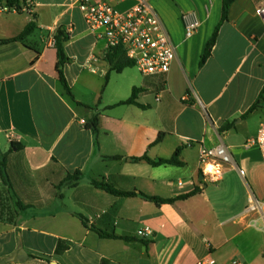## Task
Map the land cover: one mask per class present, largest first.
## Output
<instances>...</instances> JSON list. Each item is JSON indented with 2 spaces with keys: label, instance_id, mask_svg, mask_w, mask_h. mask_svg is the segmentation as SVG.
Returning <instances> with one entry per match:
<instances>
[{
  "label": "crops",
  "instance_id": "crops-1",
  "mask_svg": "<svg viewBox=\"0 0 264 264\" xmlns=\"http://www.w3.org/2000/svg\"><path fill=\"white\" fill-rule=\"evenodd\" d=\"M105 1L120 10L136 2ZM145 1L175 46L163 75L110 71L104 40L70 0H28L29 12L0 4V40L18 36L31 20L36 25L23 42L0 44V153L12 142L23 145L6 162L11 189L0 178V264H196L207 256L216 264L237 256L264 264V231L245 213L250 193L264 198V166L248 144L264 123V95L256 104L264 91V22L255 13L264 0H233L202 67L222 0ZM183 15L199 22L189 39ZM58 30L68 36L63 73L74 101L56 73L50 39ZM140 87L135 102L143 107L117 105ZM95 113L97 146L85 128ZM218 144L243 177L233 166L217 182L201 175L199 146ZM177 149L180 166L141 160L170 159ZM76 170L78 185H62ZM93 181L138 195L115 197ZM143 196L174 202L156 205ZM16 201L27 207L17 209ZM78 216L126 239H102ZM145 228L150 234L138 235ZM58 241L68 246L61 255Z\"/></svg>",
  "mask_w": 264,
  "mask_h": 264
},
{
  "label": "built area",
  "instance_id": "built-area-1",
  "mask_svg": "<svg viewBox=\"0 0 264 264\" xmlns=\"http://www.w3.org/2000/svg\"><path fill=\"white\" fill-rule=\"evenodd\" d=\"M70 3L78 8L88 30L96 38L104 40L106 51L120 46L142 76L163 75L169 71L176 59L175 46L160 18L145 0H136L125 10H120L105 0H70ZM13 10L16 11V9ZM29 10L28 5L21 8V11L29 12ZM255 13L264 22V3L256 7ZM187 18L186 15L182 16L184 36L189 39L196 32L199 22L196 19L187 20ZM50 45H55L53 37L50 39ZM81 122L84 123V121ZM248 144L257 146L262 166H264V123L260 125L257 135L249 140ZM199 162L201 175L210 182L221 180L228 166L235 167L239 175L244 176V171L236 166L230 151L224 144L213 147L200 145ZM245 213L253 216L252 225L264 229V198L259 199L250 193ZM148 234L150 230L147 228L138 231L140 236ZM196 264L216 263L211 256H207Z\"/></svg>",
  "mask_w": 264,
  "mask_h": 264
},
{
  "label": "trees",
  "instance_id": "trees-1",
  "mask_svg": "<svg viewBox=\"0 0 264 264\" xmlns=\"http://www.w3.org/2000/svg\"><path fill=\"white\" fill-rule=\"evenodd\" d=\"M27 2H28V0H0V4L4 5L5 8H7L8 10L16 9V11H20L22 6L25 5ZM232 2H233V0H222L221 16H220L219 23H218L217 27L215 28V30L212 34V37L208 41L203 55L200 58L199 67H202L205 64L206 60L210 57L212 48L216 42L218 30L221 27V25H223L227 21L228 11H229V8H230ZM35 28H36L35 22H34V20H31L26 25L24 30L18 36L11 38V39L0 40V44H9V43H13V42H23L25 40V38L34 31ZM54 39H55L54 48L56 50V56H57V62H56V66H55L57 77H58L60 84L62 85V88H63L66 96H68L72 101H74V96L71 92L70 87L68 86V84L66 82V79H65L64 73H63V67L68 61V58L66 57L65 50H64V45L68 40V36L62 30H58ZM104 60L110 66V71H114L117 73H120L125 68L134 67L133 62L130 61L126 57L123 49L120 46L107 50L105 53V56H104ZM144 91H145L144 87L133 88L131 91L130 97L126 101H122V102L118 103L117 105L136 104L139 107H143V106H140L139 104H137L135 102V100H136L138 94H140ZM262 95H264V91H262V94H261L260 98L258 99V101H256V104L259 102V100H262ZM77 104L80 106H83L80 103H77ZM254 105L250 108L249 111H251L253 109ZM83 107L88 109L89 111H96V108H89L86 106H83ZM230 127L231 126L228 125L225 128H230ZM85 128L92 132L95 145L97 146V137H98V133H99V114L98 113H95L94 115H92L90 118H88L86 120ZM22 149H23V145L21 143L12 142L11 147H10L8 152H6L4 154L0 153V178L7 185L8 189H11L9 178H8L7 172H6V162H7L8 156L11 153L18 152ZM179 154H180V150L177 149L170 159H159L157 161H151L148 158L143 157L141 160H145L148 164H150L152 166H162V165L180 166L181 162L178 160ZM137 160H140V159H137ZM80 177H81V172L76 170L75 172H73V174H67L65 176L64 180L62 181V185H67L68 187H75L78 185V183L80 181ZM92 184L95 187H97V188L103 190L104 192H106L112 196H115V197H132V196L138 195L135 192H123V191L116 190L106 183H98V182L93 181ZM198 191H199L198 189H194L189 194H187L185 196H180L179 199H186V198L190 197L191 195L196 194ZM143 197L152 201L156 205L172 204L174 202V199H163V198L145 197V196H143ZM15 205H16L17 209H25L27 207L19 201H16ZM78 218L80 219L81 223L86 228H88L91 231H93L94 233H96L102 239H122V240L126 239V238H122V237H117V236L109 234V233H107L101 229L96 228L94 225L89 224L88 220L85 219L83 216H78ZM67 248H68V246L65 244L64 241H58L57 245H56V249H55L56 255H61L62 253H64L67 250ZM30 257H34V256H30Z\"/></svg>",
  "mask_w": 264,
  "mask_h": 264
},
{
  "label": "rangeland",
  "instance_id": "rangeland-1",
  "mask_svg": "<svg viewBox=\"0 0 264 264\" xmlns=\"http://www.w3.org/2000/svg\"><path fill=\"white\" fill-rule=\"evenodd\" d=\"M133 70H136L135 67H133ZM138 75H140V73H138ZM262 231H264V229H262ZM243 238V236L241 237ZM240 240V239H239ZM232 262H239L241 264H245V262L243 260H241L238 256L237 257H234L230 260V263L232 264Z\"/></svg>",
  "mask_w": 264,
  "mask_h": 264
}]
</instances>
